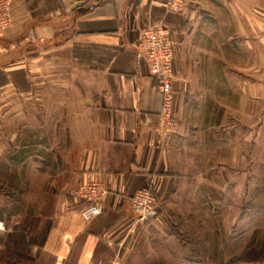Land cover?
I'll use <instances>...</instances> for the list:
<instances>
[{
	"label": "crops",
	"instance_id": "obj_1",
	"mask_svg": "<svg viewBox=\"0 0 264 264\" xmlns=\"http://www.w3.org/2000/svg\"><path fill=\"white\" fill-rule=\"evenodd\" d=\"M168 3L13 0L12 24L0 30V134L14 130L0 156L13 154L32 172L46 164L62 189L99 181L107 190L104 212L91 221L81 215L85 202L64 201L37 264L125 260L151 235L132 204L140 188L151 185L163 230L178 212L194 165L184 147L202 130L193 118L219 115L213 102L224 125L232 114L241 123L248 104L263 109L264 0H187L180 13ZM154 24L168 26L176 44L177 126L168 136L141 49Z\"/></svg>",
	"mask_w": 264,
	"mask_h": 264
},
{
	"label": "rangeland",
	"instance_id": "obj_2",
	"mask_svg": "<svg viewBox=\"0 0 264 264\" xmlns=\"http://www.w3.org/2000/svg\"><path fill=\"white\" fill-rule=\"evenodd\" d=\"M55 55L61 62V50ZM217 104L219 115L193 118L202 130L183 151L194 162L191 180L180 184L167 229L157 216L141 220L151 222V235L110 264H264V105L255 111L248 104L241 123L232 114L224 125ZM11 130L0 143L11 141ZM6 158L0 156V264H37L64 201H83L80 186L62 189L46 164L32 172L13 154Z\"/></svg>",
	"mask_w": 264,
	"mask_h": 264
},
{
	"label": "built area",
	"instance_id": "obj_3",
	"mask_svg": "<svg viewBox=\"0 0 264 264\" xmlns=\"http://www.w3.org/2000/svg\"><path fill=\"white\" fill-rule=\"evenodd\" d=\"M13 0H0V30L8 28L13 21ZM187 5V0H169L168 7L172 12L180 13ZM141 49L143 58L149 66L151 75L156 80L157 90L163 103L160 112V128L163 136H168L177 126L173 106L175 93L176 44L172 32L165 24H154L143 32ZM107 190L99 181H91L80 186L79 194L85 202L81 215L91 221L104 212V198ZM133 208L140 220H148L158 215L160 207L151 185L140 188L132 197Z\"/></svg>",
	"mask_w": 264,
	"mask_h": 264
}]
</instances>
